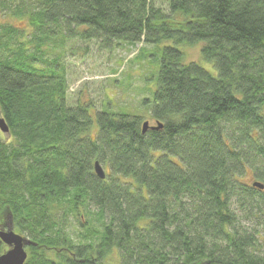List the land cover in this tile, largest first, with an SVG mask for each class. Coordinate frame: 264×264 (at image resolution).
Masks as SVG:
<instances>
[{"label": "trees", "instance_id": "trees-1", "mask_svg": "<svg viewBox=\"0 0 264 264\" xmlns=\"http://www.w3.org/2000/svg\"><path fill=\"white\" fill-rule=\"evenodd\" d=\"M167 1L0 0V229L26 264H264V0ZM141 42L140 105H70L69 58Z\"/></svg>", "mask_w": 264, "mask_h": 264}, {"label": "rangeland", "instance_id": "rangeland-1", "mask_svg": "<svg viewBox=\"0 0 264 264\" xmlns=\"http://www.w3.org/2000/svg\"><path fill=\"white\" fill-rule=\"evenodd\" d=\"M155 3L165 10L168 8L167 0H155ZM14 23L24 25L16 19ZM95 44H92V50L88 55L81 50L79 57L68 59L70 105L77 103L78 100L95 105L94 108L97 110H102L105 106L117 110L118 107L131 109L140 105L145 96L142 87L146 81L145 73L149 72L150 60L149 58L136 60V57L140 53V48L151 47L141 42L135 46L120 44L112 50L103 51ZM202 45L200 42L198 46L188 49L191 59L199 58V49ZM110 257L109 260L120 264L119 261L116 262L118 253H111Z\"/></svg>", "mask_w": 264, "mask_h": 264}, {"label": "water", "instance_id": "water-1", "mask_svg": "<svg viewBox=\"0 0 264 264\" xmlns=\"http://www.w3.org/2000/svg\"><path fill=\"white\" fill-rule=\"evenodd\" d=\"M5 119L0 117V129L5 134L9 133V127L5 123ZM162 124L158 126H149V122L146 121L143 125V130L146 131L149 127L153 129H158ZM99 162L95 163V171L100 178H105V171ZM254 186L261 189L264 188V185L260 182H255ZM13 221L8 220L6 226L3 229H0V240L7 245V250L0 255V264H26V258H28L27 246L33 244V242L26 238L25 236L17 233Z\"/></svg>", "mask_w": 264, "mask_h": 264}, {"label": "bare ground", "instance_id": "bare-ground-1", "mask_svg": "<svg viewBox=\"0 0 264 264\" xmlns=\"http://www.w3.org/2000/svg\"><path fill=\"white\" fill-rule=\"evenodd\" d=\"M144 131V130H143ZM147 131V130H146ZM145 132V131H144Z\"/></svg>", "mask_w": 264, "mask_h": 264}]
</instances>
